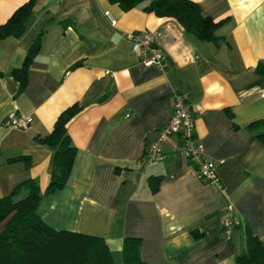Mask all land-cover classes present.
<instances>
[{"label": "crops", "instance_id": "1", "mask_svg": "<svg viewBox=\"0 0 264 264\" xmlns=\"http://www.w3.org/2000/svg\"><path fill=\"white\" fill-rule=\"evenodd\" d=\"M26 1L0 0V24ZM151 1L124 11L108 0H35L24 32L0 38V198L27 178L45 190L53 150L35 137L80 103L67 123L76 150L70 174L44 198L42 220L102 239L115 264L125 237L140 239L146 263L237 264L245 230L264 245V143L248 129L264 121V0H192L220 22L213 41L147 12ZM140 30L155 35L165 69L141 64L132 51L125 34ZM36 40L20 90L11 72ZM173 92L192 107L195 138L217 183L197 177L176 136L163 143L162 160H143L172 113ZM12 111L30 118L25 130L3 125ZM18 156L29 163L8 162ZM150 177H159L154 192ZM226 205L244 220L227 236Z\"/></svg>", "mask_w": 264, "mask_h": 264}, {"label": "trees", "instance_id": "2", "mask_svg": "<svg viewBox=\"0 0 264 264\" xmlns=\"http://www.w3.org/2000/svg\"><path fill=\"white\" fill-rule=\"evenodd\" d=\"M127 11L142 0H108ZM35 0H28L16 8L9 18L0 24V38L20 36L32 14ZM147 12L157 16L174 18L184 30L201 40H216L215 30L220 25L210 17L203 16L192 0H152ZM38 40L28 49L20 68H14L12 76L19 81L20 90L26 84L30 61L36 54ZM83 108L74 103L64 109L56 118L52 130L45 136L35 137L36 142L53 150L52 167L48 185L40 191L35 180L27 178L15 185L0 198V264H115L103 240L97 237L56 231L41 218L45 206L44 198L61 189L70 174L75 156V147L67 132V123ZM248 129L264 143V121H255ZM26 159L18 156L8 162ZM29 162L26 159V165ZM159 177H150L149 185L154 192ZM26 194L20 196L21 192ZM244 225V222L241 226ZM196 236V234H195ZM140 239L125 237L122 243V264L146 263L139 255ZM237 264H264V245L249 231H244L243 248L236 255Z\"/></svg>", "mask_w": 264, "mask_h": 264}, {"label": "built area", "instance_id": "3", "mask_svg": "<svg viewBox=\"0 0 264 264\" xmlns=\"http://www.w3.org/2000/svg\"><path fill=\"white\" fill-rule=\"evenodd\" d=\"M106 17L112 25L115 19L105 12ZM132 51H134L141 64L154 65L160 70L166 68L167 64L162 53L156 48L155 35L148 31H131L125 34ZM172 113L167 122L156 129L155 137L146 143L143 160L154 162L162 160L166 154L162 149L163 143L172 136L178 138L177 150L185 157L191 165L197 177L204 182L217 183L215 165L212 160L206 157L201 150L200 144L195 138V124L192 114V107L186 99L178 92L172 93ZM30 122L26 115L14 111L8 113L3 120V125L25 130ZM243 218L235 213L231 205L225 206V215L222 218L220 229L224 235H229L233 229L243 224Z\"/></svg>", "mask_w": 264, "mask_h": 264}]
</instances>
